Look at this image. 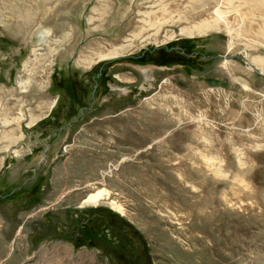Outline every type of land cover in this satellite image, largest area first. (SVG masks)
I'll list each match as a JSON object with an SVG mask.
<instances>
[{
  "label": "rangeland",
  "instance_id": "1",
  "mask_svg": "<svg viewBox=\"0 0 264 264\" xmlns=\"http://www.w3.org/2000/svg\"><path fill=\"white\" fill-rule=\"evenodd\" d=\"M262 69L264 0H0V264H264Z\"/></svg>",
  "mask_w": 264,
  "mask_h": 264
},
{
  "label": "bare ground",
  "instance_id": "2",
  "mask_svg": "<svg viewBox=\"0 0 264 264\" xmlns=\"http://www.w3.org/2000/svg\"><path fill=\"white\" fill-rule=\"evenodd\" d=\"M202 34V33H201ZM124 50V47H120V48H114V49H111L110 51H107V52H103V53H100V54H98V56H97V59L98 60H100V61H102V60H109V59H113V58H117L118 56H120V54H122V51ZM90 64H91V62H90ZM143 74H145V75H147V73H148V69H146V68H143V69H141L140 70ZM262 72H264V70L262 69ZM55 103H53V105H54ZM52 105V106H53ZM102 199V194H97V195H95V196H91V197H89L86 201H85V203L86 204H92V205H95V204H97L98 202H99V200H101ZM112 205H113V207L116 209V210H118V211H120L121 212V208L118 206V207H116V206H114V203H112ZM67 216V218L68 219H65L66 221H64V223L66 224V225H69L70 224V218L68 217V215H66V214H63L62 215V218H63V216ZM59 247V246H58ZM65 248V250H68L66 247H64ZM58 251V250H57ZM65 252V251H64ZM56 253V252H55ZM60 255V254H59ZM44 257V256H43ZM54 257V256H53ZM45 258H46V256H45ZM48 259V258H47ZM58 260V259H57ZM44 261V260H43ZM51 261V260H50ZM52 261H54V260H52ZM59 261H60V259H59ZM52 264H54V263H52ZM55 264H61L60 262H58V261H56V263ZM62 264H64L63 262H62Z\"/></svg>",
  "mask_w": 264,
  "mask_h": 264
},
{
  "label": "flooded vegetation",
  "instance_id": "3",
  "mask_svg": "<svg viewBox=\"0 0 264 264\" xmlns=\"http://www.w3.org/2000/svg\"><path fill=\"white\" fill-rule=\"evenodd\" d=\"M61 213H65V212H61ZM65 216V215H64Z\"/></svg>",
  "mask_w": 264,
  "mask_h": 264
}]
</instances>
